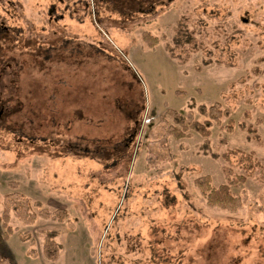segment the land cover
Here are the masks:
<instances>
[{
	"label": "rangeland",
	"instance_id": "1",
	"mask_svg": "<svg viewBox=\"0 0 264 264\" xmlns=\"http://www.w3.org/2000/svg\"><path fill=\"white\" fill-rule=\"evenodd\" d=\"M136 2L0 0V264H264V0Z\"/></svg>",
	"mask_w": 264,
	"mask_h": 264
},
{
	"label": "trees",
	"instance_id": "2",
	"mask_svg": "<svg viewBox=\"0 0 264 264\" xmlns=\"http://www.w3.org/2000/svg\"><path fill=\"white\" fill-rule=\"evenodd\" d=\"M136 1L138 2V4L140 6L142 5L141 10L144 9L143 3H147V5L149 7L148 9L151 10L154 7V5L152 3L157 1V0H136ZM140 6H139V9H140ZM176 30H177V32H176ZM176 30H175L176 36L174 38L176 44L179 45L181 35L186 36L188 39H190L189 41L194 40V37L192 36L193 32L187 27V25L183 24V26L179 27ZM149 40L151 41L150 44H152L153 46L157 43L156 38L150 37ZM178 45H176V46H178ZM215 107H217L216 108L217 110H220V108L217 104L216 105L213 104L209 108L214 109ZM201 109H202V111H204V113L207 111V107L204 105L201 107ZM189 125L191 126L192 129L196 130L197 132L201 133L204 136L210 135L209 126L204 124V123H201L199 121H193ZM242 126L244 128H247L248 131L254 130L253 128L246 126L245 124H242ZM138 129H139V120H137V125H135V129H133L132 135H135L136 132L138 131ZM170 133L174 134L175 137H182V136L186 135L184 131H180L178 128H173L170 131ZM256 137L259 138L258 135H256ZM238 154H241L242 158L247 160L246 168H248V170H253L257 167H262L260 161L258 159L253 158L252 153L247 154V153L242 152L241 150L228 151L224 154V158H225V160H230L231 155H238ZM261 174H262V179L264 180V170H262ZM230 175H232L231 172L229 173V178L234 179V177H231ZM246 179H247V174L240 175L238 177V180H240V181H245ZM231 181L234 183L238 182L237 179H234ZM196 182H197L198 186H200L204 190V193H205V196L207 198V202L209 205L221 207L224 209L225 208H230V209L236 208L239 205V200L232 193L229 183L221 184L218 187L212 186L210 175L202 176V177L196 179ZM12 233H13V228L11 225H7L4 232L0 229V248H1V246L4 245L6 239H8ZM56 234H55V232L49 233L50 241L55 240L54 236H56ZM58 247H60V245H58ZM0 258L2 260H11L10 256L1 250H0Z\"/></svg>",
	"mask_w": 264,
	"mask_h": 264
},
{
	"label": "flooded vegetation",
	"instance_id": "3",
	"mask_svg": "<svg viewBox=\"0 0 264 264\" xmlns=\"http://www.w3.org/2000/svg\"><path fill=\"white\" fill-rule=\"evenodd\" d=\"M0 116H1V112H0Z\"/></svg>",
	"mask_w": 264,
	"mask_h": 264
}]
</instances>
